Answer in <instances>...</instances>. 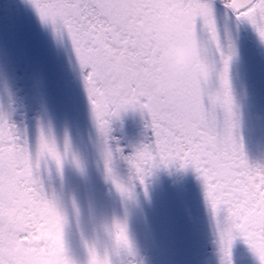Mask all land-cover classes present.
<instances>
[{
  "label": "snow or ice",
  "instance_id": "6c2138e0",
  "mask_svg": "<svg viewBox=\"0 0 264 264\" xmlns=\"http://www.w3.org/2000/svg\"><path fill=\"white\" fill-rule=\"evenodd\" d=\"M42 22L65 30L81 69L97 132L103 138L105 179L122 202L148 197V178L155 170L192 169L202 181L204 197L216 221L220 264H233L237 238L264 264V161H251L242 135V111L236 99L231 65L236 48L226 29L222 39L218 16L238 30L247 24L264 43V0H30ZM198 41L200 52L180 75H173L159 55L152 24L178 39V20ZM143 21V23H140ZM207 66V67H205ZM0 68V76L4 75ZM218 85L213 97L208 85ZM10 94V93H9ZM139 111L150 129L146 141L121 145L111 136L114 119ZM0 103V194L6 186L19 196L0 204V264H32V256L49 241L63 238L64 264H79L65 240L68 218L55 194L44 185L49 162L62 172L65 159L79 168L65 136L41 127L35 145ZM117 139L115 145L111 140ZM130 148V150H129ZM122 166V170H121ZM5 222L23 226L13 236ZM103 238L85 240V264H148L130 225L129 211L102 225ZM40 236L41 239H35ZM28 237L27 240L22 239ZM47 237V239H45ZM261 246H257V245Z\"/></svg>",
  "mask_w": 264,
  "mask_h": 264
},
{
  "label": "flooded vegetation",
  "instance_id": "af4514ba",
  "mask_svg": "<svg viewBox=\"0 0 264 264\" xmlns=\"http://www.w3.org/2000/svg\"><path fill=\"white\" fill-rule=\"evenodd\" d=\"M4 1L6 3H3V6L8 8L11 14L0 20V68L13 69L15 76L5 80L7 84L6 88L0 89L1 96L4 95L7 101L11 100L15 111L17 110L13 118L21 130L26 129L32 145H35L42 127L46 133L51 130L61 148L67 136L71 152L79 158L81 167L78 168L70 154L64 161L62 172L50 161L42 175L48 192L56 182L61 186L57 199L68 218L65 226L66 245L70 255L79 264H85L87 259L85 240L91 243L97 237L103 238V223L110 221L113 216H123L121 215L123 213L111 210L113 207L111 202L114 201L117 205L121 197L105 179L104 171L98 174V179L102 180L98 182L101 183L98 190L89 191L87 186L83 185L84 182L79 183L92 180L87 176L90 167L88 161L93 165L103 164V138L94 124L84 87L87 69L80 68L66 31L52 32L50 30L52 24L42 22L32 5L19 3L17 0H13L14 3ZM125 127L115 128V124L112 123L111 136L117 138L121 145L130 146L128 141L119 139L132 128L131 123ZM143 134L145 139L142 137L139 142L146 141V132ZM117 139L111 140L110 143L115 145ZM261 141L263 154H260V158H264V134L261 135ZM101 168L104 170V165ZM94 171L98 170L93 169ZM80 189L83 191H79ZM141 194L142 190L139 192V195ZM131 202L140 206L139 203ZM208 209L210 211L204 208L199 210L206 220L209 215L213 216L211 208ZM154 210L153 207L139 208L137 216L129 218L132 234L148 264H166L168 254L182 259L185 248L190 244L198 255L200 240L197 230L204 224L203 216L199 212L193 213L194 219H187L190 229L181 227L184 225L183 222L177 224L179 230L170 229L169 226H164V218H158L159 228H151L148 220L155 217L157 210L153 212ZM142 213L146 214V219ZM214 219L210 218V221ZM145 220L148 226L142 228ZM140 226L144 231L137 229L141 230V233H138L136 228ZM214 231H217L216 224L210 227L211 238L214 237L212 233ZM186 232L193 235L191 240L179 239L176 236L169 238L173 233L176 235L179 233L182 237L188 234ZM22 239L27 240L28 237ZM35 239L39 240L41 237L36 236ZM49 245L51 250L42 246L34 256L43 261V264H52L53 261L55 264H64L62 236L58 237L56 242L49 241Z\"/></svg>",
  "mask_w": 264,
  "mask_h": 264
},
{
  "label": "rangeland",
  "instance_id": "374dc122",
  "mask_svg": "<svg viewBox=\"0 0 264 264\" xmlns=\"http://www.w3.org/2000/svg\"><path fill=\"white\" fill-rule=\"evenodd\" d=\"M14 2L15 1L13 0L8 1V3ZM17 2L31 5L30 0H17ZM3 3L5 4L6 1L0 0V20L11 14L8 8L3 6ZM218 24L222 39L226 42L227 29V31L231 33L236 48V55L234 56L231 65V76L234 94L238 103H240L239 105L242 111V135L245 151L251 161H264V158H260L263 154L261 135L264 134V43L259 40L258 35L247 24L241 25L237 30L233 24H230L225 19L222 9L218 16ZM145 25L152 27L153 31L151 33L154 34L160 45L159 55L161 57H163L162 52L164 49L180 46L187 40L186 38L195 40L192 34L187 30L186 22L182 19L177 21L179 33L178 39H173L166 32L157 30L152 24ZM50 30L52 32H58L54 27ZM62 31L64 32L65 30H60L59 32ZM4 73V75L0 76V89L6 88L7 81L5 80H7V78L10 79L15 76L14 71L11 68L4 69ZM207 91L211 96L215 97L219 95L220 88L218 85L210 84L207 87ZM5 93L11 94V92ZM5 93L3 92V94ZM1 95L0 92V103H2L5 108L12 110L13 118L14 115H16L15 113L17 110L15 111L11 100L7 101L6 97ZM245 103H248L251 106V110L249 107L244 106ZM126 114L120 119L113 120V123L115 124V128L129 126L131 123L132 128L128 129V131L125 129L124 131H127V133H124L119 139H122V141L125 142L128 141L129 145H133L139 143V140L142 137H144V140L145 136L143 133L146 132L147 135V133L150 132V129L145 128V119L141 117L139 111H129ZM13 120L16 122L14 118ZM88 163L90 167H88L87 176L89 180H92L91 182L80 181L79 183L84 182L83 185L87 186L89 191L98 190L101 186V183L99 184L98 182H102V180L98 179V174L104 171L103 168H101L103 167V164L94 163L93 165L89 161ZM93 169L98 171L93 172ZM60 187L59 183H54L49 190L51 193H49H54L58 198V192L61 190ZM81 190L82 189L79 191ZM3 194H0V204H6ZM148 194V197H145L144 194L138 195L140 206L132 204L131 201L122 202L121 198L117 205L112 201L111 205L113 207H111V210L115 209L117 212L123 213L121 215H124V208L127 206L129 218H132V216H137L139 208L153 207L155 209L153 212L157 210V213L154 215L155 217L153 216L154 218L148 220L150 221L149 226H151V228H159L157 225L160 223L158 218H164V226L166 225L169 226L170 229L177 230H179L177 224L180 222H183L185 225L181 227H188V229H190L187 219L191 218L193 220V213L195 214L196 212H199V214L202 215L201 211H199L200 209L202 210V208L210 211L208 209L210 208V205L206 202L204 197L202 181L198 179L197 174L190 168L184 170L179 169L178 166H170L169 168L162 167L155 170L154 174L148 178ZM13 198L15 197H11L9 200ZM89 198H91V195ZM115 206L118 207L116 208ZM142 216L146 219V214L143 215L142 213ZM210 218H214V216L209 215L207 217L208 220L203 216L204 224L197 230L200 240L198 244L199 256L195 254L194 247L190 244L189 247L185 248L182 259H178L175 255L168 254V261L166 260V264H220L221 253L219 251L218 233L217 231L212 232L214 235L213 238H211V235L209 234L210 227L212 224H216V221L215 219L210 221ZM144 223L145 224L142 228H144L145 225L148 226L146 220ZM155 224L157 226H154ZM142 228L141 226L137 227L136 231L141 233V230L137 229ZM18 230H23V226L15 222H5L2 226L3 234L8 237L13 236ZM142 231L144 230L142 229ZM180 235L181 234L179 233L177 235L173 233L169 238H172L173 236L179 237V239L189 238V240H191L193 238V235L191 236L190 233L182 237H180ZM237 239L232 248L233 264H258L257 258L250 251L244 241L240 238ZM257 246L261 245L258 244ZM208 256L211 257L208 259ZM205 259L210 262L205 261ZM32 264H43V261L33 255Z\"/></svg>",
  "mask_w": 264,
  "mask_h": 264
},
{
  "label": "clouds",
  "instance_id": "9594fccd",
  "mask_svg": "<svg viewBox=\"0 0 264 264\" xmlns=\"http://www.w3.org/2000/svg\"><path fill=\"white\" fill-rule=\"evenodd\" d=\"M143 23V21H140ZM144 31L151 33L152 27L144 25ZM198 41L193 39H187L182 45L177 47L166 48L162 52L164 60L169 65V68L173 75L182 74L191 64L194 58L199 54ZM19 191L12 186H6L3 194L5 203L11 197L19 196ZM52 264H55L53 261Z\"/></svg>",
  "mask_w": 264,
  "mask_h": 264
},
{
  "label": "trees",
  "instance_id": "16d2710c",
  "mask_svg": "<svg viewBox=\"0 0 264 264\" xmlns=\"http://www.w3.org/2000/svg\"><path fill=\"white\" fill-rule=\"evenodd\" d=\"M243 101V100H242ZM240 104V103H239ZM244 106L249 107V109L251 110V106L248 103H245Z\"/></svg>",
  "mask_w": 264,
  "mask_h": 264
}]
</instances>
